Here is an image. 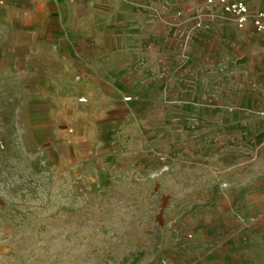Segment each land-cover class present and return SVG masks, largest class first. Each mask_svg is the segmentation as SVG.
Instances as JSON below:
<instances>
[{
	"label": "rangeland",
	"instance_id": "obj_1",
	"mask_svg": "<svg viewBox=\"0 0 264 264\" xmlns=\"http://www.w3.org/2000/svg\"><path fill=\"white\" fill-rule=\"evenodd\" d=\"M242 1L251 17L262 7ZM62 2L0 0V264H264V30L239 29L214 1L138 0L170 6L168 16L138 11L155 26L140 42L171 73L169 93L142 108L146 89L119 73L128 65L95 75L88 56L68 52ZM48 53L68 71L35 89L24 72ZM214 99L216 113L200 112ZM108 122L125 129L127 149L142 140L141 162L128 166L137 175L108 171L84 142H99L96 128ZM203 136L204 151L216 141L219 175L185 192L180 160L201 151L194 138Z\"/></svg>",
	"mask_w": 264,
	"mask_h": 264
},
{
	"label": "crops",
	"instance_id": "obj_2",
	"mask_svg": "<svg viewBox=\"0 0 264 264\" xmlns=\"http://www.w3.org/2000/svg\"><path fill=\"white\" fill-rule=\"evenodd\" d=\"M137 2L138 0H63L64 9L60 16L63 18L62 23L66 31L72 33L65 42L67 50L69 49L73 56L81 58V60L83 56H88L89 61H92L91 64L97 67L94 70L95 75L109 76L110 72L106 73L109 68H115V71H119V68L128 65L127 71L120 69L119 73L123 75V80L127 84H132V88H138L139 91L146 89V94L142 92L138 93L139 98L135 105L142 108L146 106L148 108L154 104V100L151 101L149 96L161 97L167 92L169 93L171 88V73L157 68V62L162 59L161 56L163 54L154 53L150 49L151 43L144 44L140 42V38L152 40L155 26L154 22L150 19L141 21L138 17V11L161 9L165 11L162 15L168 16L170 6L167 3L154 8L151 4L139 6ZM159 22L162 26L165 23L164 19L159 20ZM116 24H120L118 30L113 28ZM129 34L137 39L132 41L127 40L126 38ZM167 40L166 36L165 41ZM57 57L52 53H48V55L44 54L34 69L25 70L24 75L28 76V81L36 82L34 85L35 89H38V87L39 90L51 89L54 78L61 73H67L68 69H65V67L63 69V66H66L68 63ZM138 66H140V69ZM138 80L139 83L135 84ZM41 81L46 82V86H38ZM37 82L39 83L37 84ZM179 90L180 87H176L174 98L178 96ZM215 93L216 91H213V94ZM182 104H185L184 99L174 101L172 105L179 106ZM198 106L200 112L203 113L208 112L211 114L212 112H217L215 99L213 104L209 101L206 104ZM169 111L170 105L167 107V112ZM133 121L131 129L134 132L141 133L143 129L142 124L138 120ZM98 128L100 136H102L99 142H95L88 137L84 140L90 146L93 154H95L94 158L96 160L105 159L106 164L111 163L113 167L107 169L108 171L118 174L130 173L137 175L136 169L133 167L129 170L128 166L141 162L143 155L141 154L142 149L139 146L142 140H133L129 145V149H127L125 146L128 144L125 138L122 137L127 133H125L123 127H120L116 123L108 122L100 125V127L97 126L96 129ZM199 130H206V128L203 127ZM185 134V131H182V135L180 136L183 137ZM194 142L200 146L201 151L198 154H194L193 157H181L180 162L182 167L180 168L179 166L177 172L179 177L184 178L179 181L181 186L185 187V192L199 191V189H195L193 186L199 185V180L203 176L217 178L219 175L218 170L212 167V162L217 163L221 160L216 154L217 151L214 147L216 145L215 139L213 141V149L211 146L208 151H204L206 148L204 136L195 137ZM161 144V148L165 150L162 151L160 156H156L158 162L167 161V152L171 146L169 140L163 141ZM152 153L153 155H157L153 151ZM97 170L99 171V169ZM106 173V171H103L102 175ZM193 208L195 207L193 206ZM164 244L171 251L178 249V246H176L175 241L171 239L170 235L165 237Z\"/></svg>",
	"mask_w": 264,
	"mask_h": 264
},
{
	"label": "built area",
	"instance_id": "obj_3",
	"mask_svg": "<svg viewBox=\"0 0 264 264\" xmlns=\"http://www.w3.org/2000/svg\"><path fill=\"white\" fill-rule=\"evenodd\" d=\"M72 1V0H70ZM219 4L224 12L229 14L231 20L239 29H244L251 23L256 31L264 30V0L262 1V7L252 17L249 13L247 5L242 0H209ZM130 96H125L124 100H130Z\"/></svg>",
	"mask_w": 264,
	"mask_h": 264
}]
</instances>
